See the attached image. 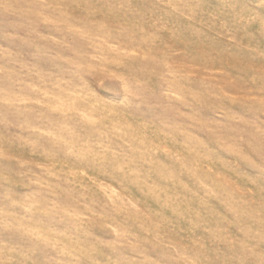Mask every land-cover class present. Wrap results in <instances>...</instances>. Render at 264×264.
Listing matches in <instances>:
<instances>
[{
	"label": "rangeland",
	"instance_id": "374dc122",
	"mask_svg": "<svg viewBox=\"0 0 264 264\" xmlns=\"http://www.w3.org/2000/svg\"><path fill=\"white\" fill-rule=\"evenodd\" d=\"M0 264H264V0H0Z\"/></svg>",
	"mask_w": 264,
	"mask_h": 264
}]
</instances>
